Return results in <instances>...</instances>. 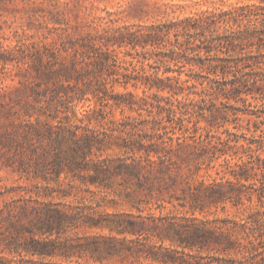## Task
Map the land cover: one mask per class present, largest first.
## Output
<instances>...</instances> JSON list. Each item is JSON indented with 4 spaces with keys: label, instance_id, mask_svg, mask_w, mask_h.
Here are the masks:
<instances>
[{
    "label": "trees",
    "instance_id": "obj_1",
    "mask_svg": "<svg viewBox=\"0 0 264 264\" xmlns=\"http://www.w3.org/2000/svg\"><path fill=\"white\" fill-rule=\"evenodd\" d=\"M258 1L67 35V57L54 48L18 59L24 44L0 42V72L13 65L36 81L0 84V170L31 183L0 187V264H264V139L227 127L240 120L231 101L255 117L249 98L264 101ZM124 48L140 68L119 61ZM115 108L147 119L118 122ZM221 158L216 174L230 176L228 186L198 181ZM115 179L127 198L145 196L132 206L138 215L101 211L81 196ZM142 204L183 212L144 216ZM227 204L239 217L208 219Z\"/></svg>",
    "mask_w": 264,
    "mask_h": 264
},
{
    "label": "rangeland",
    "instance_id": "obj_2",
    "mask_svg": "<svg viewBox=\"0 0 264 264\" xmlns=\"http://www.w3.org/2000/svg\"><path fill=\"white\" fill-rule=\"evenodd\" d=\"M258 0H4L0 3V42L5 46L14 47L17 42L25 45L23 52H17L16 57H28L32 52L40 49L43 53H49L57 48L63 57H67L64 45H69L67 35H71L74 39H80L88 34L103 35L104 29L110 32L123 27L146 26L152 22L169 20L176 17H186L194 13L206 10H230L243 6L258 5ZM128 48L116 49L119 61L129 67L130 61L140 68L137 60L131 56H125ZM2 51V49H0ZM135 54V51H131ZM34 58V57H33ZM29 59V57L27 58ZM9 73L0 72V84L11 90L20 87L19 81L24 80L28 84H34L35 78L27 72H19L17 67L10 65ZM149 69V66L145 64ZM186 78V76H183ZM129 90L134 91L138 96H142V89L135 90L129 86ZM116 92H124L123 87H116ZM249 108L254 111L259 117L246 116L243 114L246 108L242 103L235 104L234 108H240L239 111L232 109L230 112L237 114L231 116V119L239 117V121L231 122L227 127L234 133H245L250 139L251 137L263 136L264 139V101H253ZM126 117L129 120L137 121V125L143 126V121L147 119V114L144 113L140 117L138 113L131 112L126 109L124 112L121 109H113V117L118 122L124 121ZM238 126L239 130L234 127ZM258 129V130H256ZM116 153H110L115 156ZM264 157V153H262ZM230 158V157H229ZM221 158L215 162L216 168L206 174L201 171L198 181L205 180L206 184L217 182L228 186L229 180H233L227 176L225 180H221L222 175H217L219 165L223 163ZM235 162V160L233 161ZM120 179H115L111 188L102 189L90 185L89 191H82L81 196L86 197L88 203L91 201L93 205H101V211L109 213L115 212H132L138 215L137 209L133 208V204L138 199H145L143 195H132L127 198V190L121 183ZM17 185H29L20 181L18 176L12 175L7 170H0V187H12ZM85 190L86 187H83ZM256 201V199H255ZM143 215L155 213L156 215H176L181 214V208L174 209L171 205L161 212V210H149L151 205H141ZM199 218H204L203 215H197ZM237 218L239 217L237 209L227 204L226 211L219 208H212L208 219L215 218ZM90 234H109L108 231L94 230ZM170 243L167 242L166 245Z\"/></svg>",
    "mask_w": 264,
    "mask_h": 264
}]
</instances>
